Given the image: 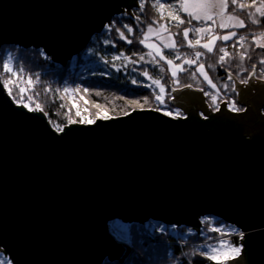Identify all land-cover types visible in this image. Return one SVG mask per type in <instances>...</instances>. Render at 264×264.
I'll list each match as a JSON object with an SVG mask.
<instances>
[{
	"label": "water",
	"instance_id": "obj_1",
	"mask_svg": "<svg viewBox=\"0 0 264 264\" xmlns=\"http://www.w3.org/2000/svg\"><path fill=\"white\" fill-rule=\"evenodd\" d=\"M138 1L0 0V49L64 66ZM252 80L235 84L242 112L185 87L170 100L183 116L136 109L63 131L0 80V251L10 264H102L123 252L112 221L198 232L210 216L243 234L226 264H264V83Z\"/></svg>",
	"mask_w": 264,
	"mask_h": 264
},
{
	"label": "trees",
	"instance_id": "obj_2",
	"mask_svg": "<svg viewBox=\"0 0 264 264\" xmlns=\"http://www.w3.org/2000/svg\"><path fill=\"white\" fill-rule=\"evenodd\" d=\"M152 1L154 0H144V7L141 9V0H139L138 6L133 8L130 14L122 13L114 16L102 32L94 35L87 46L64 66L51 62L40 49L2 47L0 75L13 81L12 100L18 104L17 101L21 100L22 95L23 100L18 105L27 103L33 110L43 112L55 130L57 126L63 128L70 124L81 123L80 121L84 119L95 121L105 112L108 118L126 115L136 109H154L162 113L173 112L175 108L170 104L172 89L185 88L182 86L186 84H191V88L195 90L203 89L201 92L205 102L212 111H216L222 103L228 107L232 101L242 108L237 102L236 93L232 91V85L240 84L239 80L246 77L248 73L254 72L255 76H259L261 69L264 68V65L258 61L264 58V48L255 44L252 35L264 32V26H262L264 18L261 25L250 23L246 28L237 31L241 35L248 36V39L243 41L246 45L227 46L228 43L221 42V45L226 46V51L233 54L234 58L223 66L217 64L215 70L211 71L207 65L215 63L218 55L222 53H218L216 49L217 55L206 54L204 61L197 60V63L190 66L184 64L185 57L190 58L193 52H206V50L199 45L195 49L189 48L184 40L182 29L191 25L174 27L175 21L172 22L167 17L160 18V14L153 8ZM180 15L186 19L185 14L180 13ZM153 20L156 21L153 25L166 24L170 30L167 32L168 35L174 34L171 35V39L178 43L182 42V46L177 49L181 53L180 59H175L176 51L162 49L169 59H173L174 64H181L186 69L184 72L177 73L180 86L172 83L173 77L168 71L166 61L156 56L153 60L154 55H146L151 51L140 43L143 39L144 27ZM192 24L196 26L195 21H192ZM125 25L132 28L131 33L124 27ZM121 33L124 38H121ZM129 40L132 42L128 43ZM241 53L245 54L243 61L239 58ZM10 56L15 58L11 63L18 73L17 76L3 71V61ZM141 56L144 57L143 60ZM248 56H251V59H248ZM201 63L205 65V71L216 85L217 97L213 94L216 90L208 87L204 77L196 72V68ZM252 64L257 65L255 70L252 69ZM241 66L246 71H241ZM161 67L165 69L163 73L160 72ZM145 70L151 77L149 79H161L165 88L162 102L156 99V92L146 84V76L142 75ZM193 72H195V79L192 78ZM229 74L232 75L231 80L228 78ZM255 76L254 79L258 80ZM223 83L227 87L222 88ZM21 87L26 89L23 94L20 93ZM66 88L71 91L69 95L64 91ZM205 92L209 95H205ZM213 97H216L215 104H213ZM37 105H40L39 109ZM78 110L79 115H77ZM200 221L201 227L198 232L184 226L170 227L154 222L139 225L113 221L108 224L109 231H117L126 244L123 245V252L119 259L104 260L102 264H214L200 254L205 250L201 247L202 245L214 244L224 239L240 247L238 231L234 234H226L228 230L234 228L230 224L210 216L203 217ZM213 229H221V231L217 232Z\"/></svg>",
	"mask_w": 264,
	"mask_h": 264
},
{
	"label": "snow or ice",
	"instance_id": "obj_3",
	"mask_svg": "<svg viewBox=\"0 0 264 264\" xmlns=\"http://www.w3.org/2000/svg\"><path fill=\"white\" fill-rule=\"evenodd\" d=\"M178 5V7H177ZM231 6V10H229ZM144 7V0H141V9ZM153 7L156 8V10L160 14V18H164V9H168V19L170 21H175V24L173 25L176 28H179L180 25H191V27H184L182 29L184 40H187V46L189 48L195 49L197 45L199 47L206 50V52L201 51H195L194 52V58L189 59L185 57L183 63L187 65H192L197 62V60L201 56H205L206 54H213L217 55L218 53H222L218 55V59L215 61V63H210L207 65L208 68H211L215 70V67L217 64H220L223 66L224 64L228 63L229 60L233 59V54L226 51V48L224 46L217 45V41H229L232 40L233 37H236L238 34L235 31H228L226 34H219L213 31L211 26H195L192 24V21H211L212 25H216L219 29H230V28H246L248 24L246 21H250L252 24H262V18H264V0H259L258 6H257V0H251V4L245 3L244 0H176L175 4H165L161 2V0H155V3L153 4ZM255 7V12L250 11L251 8ZM180 13L185 14V18H182ZM139 19V17H137ZM218 22V23H217ZM156 21L153 20L152 23L148 25V29L146 32L143 33V39L140 40L141 44H144L145 47H148L152 49V52L147 53L148 56H153V52L155 53V56H159L160 60L166 61L168 65V71L172 73L173 81L172 83L174 85L180 86L179 79L177 77L178 72H184L186 71L185 68L181 66V64H174L173 59H169L167 55L163 53L161 48L155 44H149L146 43V41L149 39V35L152 33L159 34L160 31L164 32H170L169 27L166 24H159L157 28L153 27V24H155ZM264 26V25H262ZM124 27L128 28L129 33L132 32V28L128 27V25H125ZM199 34L201 37L203 34L207 33V43H201L200 39H196L195 42H193L191 39H189V33ZM171 35H174L170 33ZM253 40L257 42V46L260 48H264V43H260L261 40H264V32H261L259 34L253 33ZM121 38H124L123 33H121ZM248 39L247 35H240L239 40L236 41V43H239L241 41H246ZM132 41L129 40L128 43H131ZM182 46V42L178 43L176 40H171L170 42H164L163 47L165 49H171L173 51H176L175 59L181 58V53L177 51V49ZM214 47L217 49V52H214ZM247 51V50H246ZM123 55V54H121ZM155 56H153V60H155ZM226 57L228 59H226ZM141 60L144 59L143 56L140 57ZM239 58L241 61L245 59V54L241 53L239 54ZM15 59L14 57H9L8 59H5L3 61V71L5 73H11L13 76H17V71L12 67V60ZM248 59H251V56H248ZM158 63V61L156 62ZM259 63L261 65H264V58H261ZM257 67L256 64H252V69L255 70ZM241 71H246L241 66ZM165 69L163 67L160 68V72L163 73ZM196 72H199L204 79L208 82L209 85H211L213 88L216 87L215 84H213L212 80L209 78L208 73L205 71V65L201 63L197 68ZM142 75L149 77L148 71L145 70ZM239 75V73H237ZM255 73L251 72L248 73V75L244 78H241L239 80L240 84H243L245 86L249 85L250 80L254 78ZM192 78L195 79V72L192 73ZM229 80L232 79V75L229 74ZM256 79L260 80L262 83H264V68L261 69V74L259 76H255ZM135 82V81H134ZM153 83L156 84L161 88V92L164 91V85L161 83V79H153ZM13 84V81L11 79H7L3 81V85L5 90H7L8 94L12 95V88L10 85ZM29 84H31V81H29ZM19 87V85H16ZM182 87H188L191 88V84L183 85ZM224 87H227L225 84ZM173 91L178 90L177 87H174L172 89ZM203 91V89H200ZM26 91L25 88H20V93L23 94ZM65 92L69 91V89H64ZM87 91V89H85ZM232 91L237 92L235 84L232 85ZM205 95H209V93L205 92ZM31 99V98H30ZM157 100H160L161 97L157 96ZM23 100V96L21 95V100L17 101V103H21ZM213 104H215V97H213ZM75 107V105H73ZM23 107L28 108L29 111H32L33 109L29 107V104L23 103ZM228 107L230 110L235 111H245V109H242L237 106V103L235 101H232L228 104ZM40 108V105H37V109ZM79 110L77 111V115H79ZM172 113L166 112L165 115H171ZM101 119L108 118L107 113L105 112L101 117ZM74 123L75 121H70ZM81 123H87V124H93L95 121L91 119H84L80 121ZM57 130L63 131L62 128H59L57 126ZM214 231L220 232L221 229H213ZM237 230L235 228L228 230L226 234H234ZM241 238H243V234L239 233ZM202 248L205 250L201 252L200 254L205 256L207 259L214 262V264H226L227 261L234 259L236 256L239 255L241 248L239 246H236L234 244L229 243V241H226L224 239H220L218 243H208L206 245H202Z\"/></svg>",
	"mask_w": 264,
	"mask_h": 264
},
{
	"label": "rangeland",
	"instance_id": "obj_4",
	"mask_svg": "<svg viewBox=\"0 0 264 264\" xmlns=\"http://www.w3.org/2000/svg\"><path fill=\"white\" fill-rule=\"evenodd\" d=\"M161 2H163V3H165V4H169V3H171V4H175L176 3V0H161ZM244 2L245 3H248V4H251V0H244ZM155 3V0L154 1H152V5ZM258 3H259V0H257V6H258ZM177 7H178V5H177ZM154 8V7H153ZM155 10H156V8H155ZM229 10H231V6H230V8H229ZM157 11V10H156ZM250 11H252V12H255V7H253V8H251L250 9ZM158 12V11H157ZM163 12H164V17H167L168 18V12H169V10L166 8V9H164L163 10ZM159 13V12H158ZM182 14H184V13H182ZM173 22V21H172ZM196 22V26H201V25H204V26H211L212 27V29H213V31L214 32H216V33H219V34H226L228 31H235V32H237L239 29H242V28H230V29H219L216 25H212V22L211 21H207V22H204V21H200V22H197V21H195ZM218 23V22H217ZM247 24H250L251 22L250 21H247L246 22ZM198 24V25H197ZM159 25H153V27L154 28H157ZM147 29H148V26H146V27H144V29H143V32L142 33H144V32H146L147 31ZM238 35L236 36V37H233V39L232 40H229V41H220V40H218L217 41V45H220V46H222L221 45V42H225V43H228L227 44V46L228 45H231V44H238V45H240V46H244V45H246L243 41H241V42H239V43H236V41H238L239 40V36L241 35L239 32L237 33ZM142 38H143V34H142ZM170 36L168 35V33L167 32H164V31H160L159 32V34H156V33H152V34H150L149 35V39L146 41V43H149V44H155V45H157V46H159L160 48H161V50L164 48L163 47V43L164 42H170ZM189 39H191L193 42H195L196 41V39H200V41H201V43L203 44V43H207V40H208V37H207V33H205V34H203V36L201 37L199 34H193V33H189ZM172 40V39H171ZM186 42H187V40H186ZM230 42V43H229ZM255 42V44L257 45V42L256 41H254ZM188 43V42H187ZM260 43H264V40H261L260 41ZM145 46V45H144ZM224 47H226V46H224ZM146 48H148V47H146ZM151 52L153 51L152 49H150V48H148ZM202 52V51H201ZM214 52H216V48L214 47ZM153 55L155 56V53L153 52ZM156 57H159V56H156ZM192 58H194V52L191 54V56H190V58L189 59H192ZM206 58V55L205 56H201L198 60H201V61H204V59ZM261 59V58H260ZM258 61H260V60H258ZM198 62V61H197ZM196 62V63H197ZM211 69V68H210ZM211 71H214L213 69H211ZM0 74H1V72H0ZM170 74L172 75V73L170 72ZM0 77H1V75H0ZM0 80H1V82H2V84H3V81L4 80H7V79H5L4 77H1L0 78ZM145 81H146V84L153 90V91H155L156 92V97L157 96H160L161 97V99L160 100H158L159 102H162L163 101V98H164V96H165V88H164V91L163 92H161V88L159 87V86H157L156 84H154L153 83V80H151V79H149L148 77H145ZM252 82H254V83H256V81L255 80H252ZM208 83V82H207ZM222 85V88H224V85H225V83H223V84H221ZM4 86V85H3ZM208 87H210L212 90H216V87L215 88H213L211 85H207ZM10 87H11V85H10ZM242 87H244L245 88V85H242ZM67 89H69V88H67ZM178 90H180V89H178ZM6 92H7V90H6ZM70 89H69V91H67L66 93L69 95L70 94ZM251 92L252 93H255V90L254 89H251ZM8 93V92H7ZM236 93V98H237V94H238V91L237 92H235ZM214 96H218V91L216 90L214 93ZM11 97V96H10ZM215 97V98H216ZM12 98V97H11ZM171 99H173V95H172V97H171ZM170 104H171V102H170ZM171 106L172 107H174L172 104H171ZM241 106V105H240ZM175 108V111H173V112H171L170 111V113H172L171 115H168V116H171V117H176V116H180V115H182L183 114V110L181 109V107H174ZM219 108V107H218ZM228 109H229V107H227ZM211 110V109H210ZM232 111H234V110H232ZM166 112H169V111H165V112H163V113H166ZM113 222V221H112ZM111 222V223H112ZM120 222V221H119ZM149 222H154V221H149ZM122 223V222H121ZM154 223H158V224H161V225H164V224H162V223H160V222H154ZM124 224V223H123ZM166 226V225H165ZM171 227V226H170ZM235 228V227H234ZM109 229V228H108ZM236 229V228H235ZM237 230V229H236ZM238 231V230H237ZM239 232V231H238ZM109 233L111 234V236L117 241V242H119V243H121L122 245H124V244H126V241L124 240V238L122 237V236H120V234L117 232V231H109ZM240 233V232H239ZM237 234V235H239L240 236V234ZM240 239H241V236H240ZM219 242V241H218ZM217 242V243H218ZM214 244H216V243H214ZM240 248H241V245H240ZM0 264H10V262H9V260H8V258L2 253V251H0Z\"/></svg>",
	"mask_w": 264,
	"mask_h": 264
},
{
	"label": "flooded vegetation",
	"instance_id": "obj_5",
	"mask_svg": "<svg viewBox=\"0 0 264 264\" xmlns=\"http://www.w3.org/2000/svg\"><path fill=\"white\" fill-rule=\"evenodd\" d=\"M242 109H244V107H242ZM238 112H242V111H238ZM262 112L264 113V108L262 109Z\"/></svg>",
	"mask_w": 264,
	"mask_h": 264
},
{
	"label": "bare ground",
	"instance_id": "obj_6",
	"mask_svg": "<svg viewBox=\"0 0 264 264\" xmlns=\"http://www.w3.org/2000/svg\"><path fill=\"white\" fill-rule=\"evenodd\" d=\"M177 117H179V116H177Z\"/></svg>",
	"mask_w": 264,
	"mask_h": 264
}]
</instances>
